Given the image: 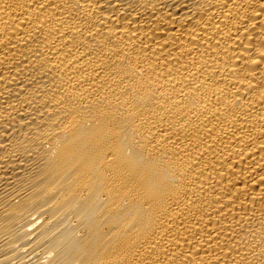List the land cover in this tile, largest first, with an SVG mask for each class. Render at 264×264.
<instances>
[{"label": "bare ground", "instance_id": "6f19581e", "mask_svg": "<svg viewBox=\"0 0 264 264\" xmlns=\"http://www.w3.org/2000/svg\"><path fill=\"white\" fill-rule=\"evenodd\" d=\"M0 264H264V0H0Z\"/></svg>", "mask_w": 264, "mask_h": 264}]
</instances>
